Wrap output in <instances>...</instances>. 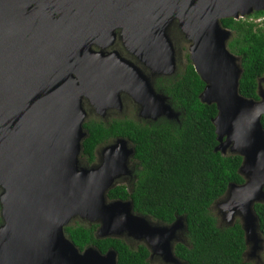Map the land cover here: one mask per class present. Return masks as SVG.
Instances as JSON below:
<instances>
[{"label": "water", "instance_id": "95a60500", "mask_svg": "<svg viewBox=\"0 0 264 264\" xmlns=\"http://www.w3.org/2000/svg\"><path fill=\"white\" fill-rule=\"evenodd\" d=\"M34 1L0 0V264H117L114 249L101 253L90 245L80 251L65 235L74 217L96 223L97 238L131 237L162 264H180L174 246L187 229L183 216L170 224L152 223L134 211L132 200L107 196L133 153L126 140L106 147L98 163H82L87 137L82 97L100 94L88 86L90 77L73 75L75 66L88 65L73 58L81 48L78 30L65 40L63 32L44 26ZM133 1L143 6L134 14L141 17L160 4L161 16L177 17L190 42L189 59L205 84L199 99L217 109L214 150L242 157L238 173L244 182L229 183L215 205L226 226L240 218L245 245L256 255L264 249L254 209L264 203V89L257 90L259 99L239 93L240 57L228 49L232 30L220 20L264 11V0ZM39 5L76 8L71 14L78 18L97 8L94 0H41ZM260 78L264 81V73ZM143 100L152 118L178 117L164 98Z\"/></svg>", "mask_w": 264, "mask_h": 264}, {"label": "trees", "instance_id": "16d2710c", "mask_svg": "<svg viewBox=\"0 0 264 264\" xmlns=\"http://www.w3.org/2000/svg\"><path fill=\"white\" fill-rule=\"evenodd\" d=\"M259 16H264V11L220 20L232 30L228 49L240 57L239 93L254 99H258V80L264 73V29L250 18ZM204 85L187 58L181 76L165 86L180 111L178 121L163 118L151 125L115 121L109 126L84 123L88 135L82 142V154L92 160L94 146L110 135L129 138L140 166L136 180L130 193L117 186L107 196L132 200L135 212L160 223L170 224L183 216L188 242L176 243L174 253L186 264H252L243 259L246 245L240 222L219 226L211 212L212 204L224 195L228 184L243 183L244 178L238 173L240 155H222L214 150L218 141L212 118L217 109L214 103L200 101ZM261 123L264 128V115ZM254 209L264 239V203H256ZM97 227L96 223L76 222L65 226L64 233L80 251L90 245L101 253L112 248L117 264H151L144 244L131 248L119 238H97ZM262 260L264 264V249Z\"/></svg>", "mask_w": 264, "mask_h": 264}, {"label": "flooded vegetation", "instance_id": "af4514ba", "mask_svg": "<svg viewBox=\"0 0 264 264\" xmlns=\"http://www.w3.org/2000/svg\"><path fill=\"white\" fill-rule=\"evenodd\" d=\"M39 2L41 0L32 2L35 6L32 8L36 12H43L39 18L44 26L63 32L65 40H68L69 31L78 30L81 48L73 58L88 65L75 66L73 75L80 77L83 73V78L90 77L88 86L100 94V98L92 97L89 92L83 95L82 105L86 111L83 127L88 122L109 126L115 121L151 125L163 118L179 120L180 111L165 92V86L181 76L187 63L180 66L178 61V42L187 39L177 17L161 16L160 4L154 5L148 16L134 15L143 6L136 7L133 0H94L97 8L84 11L79 18L71 14L76 8H57L45 4L38 7ZM50 20H53L52 24H48ZM171 58L174 62L170 69ZM158 97L164 98V103L179 113L177 118H167L162 114L152 118L149 115L143 99ZM84 130L88 135L85 127ZM120 138L126 140L128 148L134 149L129 138L110 135L94 146L92 160H86L82 154L84 164L98 163L103 150ZM124 164L112 188L124 187L130 193L140 169L134 150Z\"/></svg>", "mask_w": 264, "mask_h": 264}, {"label": "rangeland", "instance_id": "374dc122", "mask_svg": "<svg viewBox=\"0 0 264 264\" xmlns=\"http://www.w3.org/2000/svg\"><path fill=\"white\" fill-rule=\"evenodd\" d=\"M251 20H253L254 22H256L258 24V26L263 27L264 29V16H259V17H251ZM189 41L188 40H184L183 42H178V47H179V55H178V61L180 63V66L184 65L187 62V56H189ZM182 67H180L181 69ZM258 90L259 89H263L264 87V81L259 78L258 80ZM84 158L82 157V163L84 164ZM216 203L214 202V204H212L211 206V212L214 215V217L217 220V223L219 226H226V221L223 219L219 208L215 205ZM150 219V221L152 223H159L158 221L148 217ZM237 221H240V218L237 216L236 217ZM76 222H81V223H87V221H85L84 219H81L79 217H74L71 219L70 224H74ZM180 239L182 241V243H187V235H186V230L183 229L182 231H180L179 233ZM123 241H125L131 248H135L140 242H138L136 239L133 238H127V239H122ZM149 256H148V261L151 264H162L164 263L162 258L157 256V255H151V252L149 251ZM243 259L247 262H250L252 264H262L263 260H262V250H259L256 252V255H252L251 254V245L247 244L246 245V250L245 253L243 255ZM180 264H186L185 262L181 261Z\"/></svg>", "mask_w": 264, "mask_h": 264}]
</instances>
